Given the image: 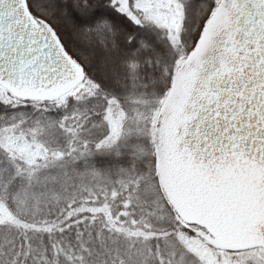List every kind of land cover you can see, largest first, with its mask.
<instances>
[{
    "label": "snow or ice",
    "instance_id": "1",
    "mask_svg": "<svg viewBox=\"0 0 264 264\" xmlns=\"http://www.w3.org/2000/svg\"><path fill=\"white\" fill-rule=\"evenodd\" d=\"M0 264H264V0H0Z\"/></svg>",
    "mask_w": 264,
    "mask_h": 264
}]
</instances>
